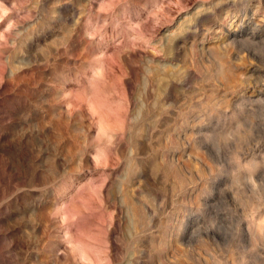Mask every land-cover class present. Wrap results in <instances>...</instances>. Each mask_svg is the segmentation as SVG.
I'll return each instance as SVG.
<instances>
[{
  "label": "rangeland",
  "instance_id": "rangeland-1",
  "mask_svg": "<svg viewBox=\"0 0 264 264\" xmlns=\"http://www.w3.org/2000/svg\"><path fill=\"white\" fill-rule=\"evenodd\" d=\"M0 264H264V0H0Z\"/></svg>",
  "mask_w": 264,
  "mask_h": 264
}]
</instances>
